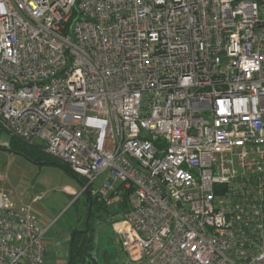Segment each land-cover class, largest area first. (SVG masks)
<instances>
[{
  "label": "built area",
  "instance_id": "built-area-1",
  "mask_svg": "<svg viewBox=\"0 0 264 264\" xmlns=\"http://www.w3.org/2000/svg\"><path fill=\"white\" fill-rule=\"evenodd\" d=\"M0 128L128 195L118 264H264V0H0ZM35 202L0 264H47Z\"/></svg>",
  "mask_w": 264,
  "mask_h": 264
},
{
  "label": "rangeland",
  "instance_id": "rangeland-1",
  "mask_svg": "<svg viewBox=\"0 0 264 264\" xmlns=\"http://www.w3.org/2000/svg\"><path fill=\"white\" fill-rule=\"evenodd\" d=\"M0 130V147L13 151L11 153L0 148V187L11 194L18 207L36 200L34 209L38 215L56 220L45 236V240L50 238L51 244L55 242L54 249L51 247L47 252V259H56L55 264H67L70 232L84 228L87 213V195L83 192V183L63 169L61 162L56 159L58 163L38 161L39 157H44L39 151L40 145L30 147L28 153L34 160L27 159L20 154L23 147L11 144L12 135ZM161 144L166 147L163 141ZM101 184L102 178H99L93 188L97 190ZM109 211L111 214L116 213L117 206H111ZM95 218L91 224L98 257L103 264H118L123 252L120 238L113 229V220L110 217L104 220ZM53 233L57 236H53Z\"/></svg>",
  "mask_w": 264,
  "mask_h": 264
},
{
  "label": "trees",
  "instance_id": "trees-1",
  "mask_svg": "<svg viewBox=\"0 0 264 264\" xmlns=\"http://www.w3.org/2000/svg\"><path fill=\"white\" fill-rule=\"evenodd\" d=\"M12 138L13 139H12L11 144L16 143L21 148L22 147L24 148V150H20V154H22L23 156H25L29 160H34V158H32V156H31V154L28 153L30 150V147H32V146L25 144L24 142L20 141L19 139H16L14 137H12ZM39 151L41 154L44 155V157L43 158L39 157V159H37L38 161H48V162L52 161L54 163L56 162L54 158L45 154L42 149L39 148ZM56 163H58V162H56ZM61 166L63 169L67 170L70 174H72L73 176L80 179V181L83 183V186L85 185L86 181H84L79 176H77L67 165L61 163ZM84 193L87 194V202H86L87 213H86L84 228L82 230H73L72 231V232L83 231L84 233H77L74 236V238H71V241L69 244L67 264L69 263V261H71L70 264H103L101 262L100 258L98 257V253H97V250L95 248V244H94L95 234H94V230H93L91 222L94 220V217L96 216L97 219H102V220H104L105 217L106 218L110 217L111 221L113 220L112 224L115 223L118 220L117 215L121 212H125L128 209L129 197H128V195H125L123 198V201L121 203L117 202L116 206H117L118 211L114 214H111L109 211V208L111 206L108 207V206L101 204V203H98L96 200H94L91 197L90 189H88ZM89 211H90V214H89ZM102 212H104V214H101ZM104 215H105V217H104ZM88 217H89V220L87 223ZM105 256L107 257V255H105Z\"/></svg>",
  "mask_w": 264,
  "mask_h": 264
},
{
  "label": "crops",
  "instance_id": "crops-1",
  "mask_svg": "<svg viewBox=\"0 0 264 264\" xmlns=\"http://www.w3.org/2000/svg\"><path fill=\"white\" fill-rule=\"evenodd\" d=\"M49 232H50V231H49ZM49 232H48V233H49ZM48 233H47V235H48ZM71 234H72V233L70 232V240H69V244H70V241H71V238H72ZM54 235H56V234L53 233V236H54ZM56 236H57V235H56ZM45 241H46L47 252H48V250H49L51 247L53 248L55 242H54L53 244H51V242H50V238L46 239ZM59 246H60V243H59ZM59 246H58V247H59ZM53 249H54V248H53ZM68 252H69V246H68ZM59 253H60V250H59ZM46 262H47V264H55V263H56V259H54V260H48V259H47V254H46Z\"/></svg>",
  "mask_w": 264,
  "mask_h": 264
},
{
  "label": "water",
  "instance_id": "water-1",
  "mask_svg": "<svg viewBox=\"0 0 264 264\" xmlns=\"http://www.w3.org/2000/svg\"><path fill=\"white\" fill-rule=\"evenodd\" d=\"M1 149H3V150H5V151H7V152H11V153H13V151H11L10 149H7V148H3V147H0ZM87 195V194H86ZM89 214H90V211H89ZM88 220H89V217H88V219H87V223H88ZM88 231V230H87ZM86 232V231H85ZM77 233H84L83 231H74V232H72V234H71V236H72V238H74V236L77 234ZM70 262L71 261H69V263L68 264H70Z\"/></svg>",
  "mask_w": 264,
  "mask_h": 264
}]
</instances>
